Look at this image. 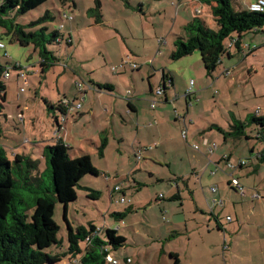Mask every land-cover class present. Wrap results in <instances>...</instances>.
Instances as JSON below:
<instances>
[{
	"label": "rangeland",
	"instance_id": "1",
	"mask_svg": "<svg viewBox=\"0 0 264 264\" xmlns=\"http://www.w3.org/2000/svg\"><path fill=\"white\" fill-rule=\"evenodd\" d=\"M246 1L251 0L240 3L244 6ZM233 6L239 9L237 2ZM205 8L202 0H49L18 17L20 23H31L49 11L54 19L47 18L31 29L48 24L52 30L63 25L61 31L72 37V45L65 40L48 45L59 62L45 76L40 73V56L32 44L22 46L0 34L5 44L0 48V63L11 72L5 79L7 101L5 115L0 116V145L9 154H14L13 150L25 151L35 159H44V145L60 139L56 132L59 127L54 128L53 112L48 110L45 98L56 103L66 95L72 100L77 82L87 86L80 114L68 115L67 130L64 127L60 135L66 130L65 142L71 145V156L90 154L99 174H87L81 179L78 197L68 205V219L75 228H89L90 223L118 228L127 243L113 249L112 254L122 264H264V240L258 231L247 226L234 239L228 232L225 237L207 202L209 191L213 194L212 185L227 191L221 194L226 206H216V212H222V223L228 213L235 219V212L248 221L256 205L228 191V174L224 170L211 172L218 162L225 168L223 155L230 154L231 161L237 163L241 157L251 155V146L261 149L264 142L256 139L250 128L248 134L253 138L225 140L213 126L228 129L232 115L245 119L257 107L264 114V29L244 33L238 48H231L233 56L223 57L224 63L209 76L199 51L178 60L170 58L176 34L186 23L201 17L216 26ZM230 42L229 39L225 43ZM249 45L259 48L247 56ZM126 57L141 66V72L119 67ZM16 63L21 68H15ZM160 63L174 78V86L167 84L169 102L150 93L149 83L152 89L159 85ZM114 66L119 67L118 73L112 69ZM226 67L231 69L230 75ZM154 69L158 72L151 80L149 74ZM25 70L27 79L20 74ZM92 78L111 80L117 88L113 92L95 91L89 87ZM191 87L195 91L193 102L185 96ZM128 88L133 90L138 114L129 111L125 96ZM183 129L188 130L187 140ZM104 137L108 143L104 155H100ZM260 169L264 172V164ZM242 173L245 172H236ZM258 178L259 173L246 175L242 182L253 183ZM118 184L122 190L113 192ZM92 190L99 192L97 198L88 196ZM122 197L125 202H120ZM232 198H240L237 208L233 207ZM127 207L132 209L123 218L112 215ZM64 210L65 205L58 201L54 219L61 226L59 238L63 240L61 249L65 250L68 224ZM252 223L255 218L249 220ZM172 253L178 255V263ZM127 256L132 262L125 261ZM64 261L69 264L68 258Z\"/></svg>",
	"mask_w": 264,
	"mask_h": 264
},
{
	"label": "trees",
	"instance_id": "2",
	"mask_svg": "<svg viewBox=\"0 0 264 264\" xmlns=\"http://www.w3.org/2000/svg\"><path fill=\"white\" fill-rule=\"evenodd\" d=\"M47 1L49 0H0V29L2 30L0 34L8 36L11 41H16L22 46L32 44L38 50L40 73L43 76L59 62L58 56L48 48V45L60 43L63 40L69 45L73 44L71 35L68 34L66 37L61 31L63 25L52 30L48 24L31 29L37 23L46 22L47 18L54 19L49 11L45 16L31 23L18 21L19 16L38 8ZM203 2L209 8L216 27L208 25L201 17H195L186 23L181 33L176 34L170 58L178 60L199 51L206 74L212 76L217 67L222 64L223 57L231 56L230 47L225 42L232 40L235 34L241 38L248 31H261L264 27V11H251L248 8L236 10L232 0H203ZM62 19H65L64 14ZM100 19L102 20L101 14L98 15V21H101ZM125 59L119 67H130L123 63ZM14 67L21 68V65L16 63ZM119 67L114 66L112 69L118 73ZM8 69L0 63V116L5 115L7 101L5 79L11 76V72L9 76H6ZM166 81L170 85L174 84L173 75L164 71L160 86L165 92L159 95L162 98L166 96L168 88ZM79 84L82 90H79ZM90 84V88L98 91H114V85L110 82L90 79ZM87 89L86 85L77 82V93L74 99L81 101L82 107ZM150 89L152 90L151 86ZM128 90L127 97L131 98L133 90L131 88ZM61 101L62 99L53 104L48 97L45 98L48 110L53 112L55 129L60 127L58 112L63 111L60 107ZM129 106L132 108L131 104ZM256 110L245 119L232 115L228 129L218 124H214L213 127L224 135L225 140L229 137L249 139V128L254 129L255 138L264 142V114H261V110L259 114H256ZM2 135L3 124L0 121V138ZM107 143V138H102L99 146L100 155H104ZM70 149L71 146L60 138L54 144L44 145L42 150L44 159H35L25 151L13 150L14 154H9L7 148L0 145V264H58L66 258L69 262H76V264H109L107 256L113 255V249L117 250L127 243V238L113 227H97L94 223H90L89 228L83 225L75 228L71 225L68 219V205L77 199V187L81 179L87 174L98 175L99 170L93 165L90 154L72 157ZM259 155L260 161L263 162L264 147ZM224 172L230 176L229 170ZM97 193L99 192L92 190L88 196L97 198ZM216 195L223 197L219 195V192ZM58 201L65 205L64 217L68 224V244L65 250L61 249L63 240L59 238L61 226L54 219ZM208 204L210 206V202ZM131 209L132 207H127L124 211L113 212L112 215L121 219ZM212 215L217 220L218 230L224 231L219 217L214 213ZM171 255L178 263V255L175 253Z\"/></svg>",
	"mask_w": 264,
	"mask_h": 264
},
{
	"label": "crops",
	"instance_id": "3",
	"mask_svg": "<svg viewBox=\"0 0 264 264\" xmlns=\"http://www.w3.org/2000/svg\"><path fill=\"white\" fill-rule=\"evenodd\" d=\"M233 1V3L234 2H237V4H238V6H239V9H244V8H248V4L249 3H247V1L244 3V6L242 5V3H240V1L241 0H232ZM254 0H251L250 1V3L251 2H253ZM202 2H203V0H202ZM204 3V2H203ZM205 4V3H204ZM205 6H206V8H205V13H207V11H208V13L210 14V12H209V8H207V5L205 4ZM236 9V8H235ZM239 9H236V10H239ZM210 15H212V14H210ZM212 18H213V16H212ZM204 19V18H203ZM205 20V19H204ZM214 20V19H213ZM205 22L208 24V25H210L209 23H208V21L207 20H205ZM214 23V25H216V23H215V21L213 22ZM211 26V25H210ZM216 27V26H215ZM263 29L264 28H262V30L261 31H263ZM238 36V37H237ZM237 37V38H236ZM234 39L236 40L235 41V43H234V45H237V48H238V46H239V43H241V39H242V37L240 38L239 37V35H234ZM159 42V41H158ZM238 42V43H237ZM159 44H161L160 42H159ZM249 48H248V50L246 51V54L245 55H247V56H249V55H251V54H253V53H255V50H257L258 48H259V46H254V47H250V45L248 46ZM242 50V49H241ZM230 51H231V56H227L228 58H231L232 56H233V54H234V51L232 50V49H230ZM162 51L161 50H158V53H161ZM243 52V51H242ZM224 60L225 59H223V62H222V64L224 63ZM154 61L155 60H152V65L154 64ZM161 65H160V67H158V71L160 72V75H159V81H158V84L160 85L162 82H163V73H164V71L165 72H167L166 71V66L163 64V63H160ZM154 67V66H153ZM156 69H154V71H152L150 74H149V78L152 80V79H154L155 77H156V72H158ZM227 70H229L230 71V73H228V75H230L232 72H231V69L230 68H227L226 67V71ZM137 72H141V66L139 67V69H137ZM91 80H94V81H99V82H110L111 84H113V82L111 81V80H109V81H100V79H98V80H95L94 78H92ZM151 80H150V82H151ZM150 84V86L152 87V85H151V83H149ZM168 84V81H166V85ZM170 84V83H169ZM114 85V84H113ZM158 85V86H159ZM171 86H174V84L173 85H171ZM117 87L114 85V90L116 89ZM157 88V87H156ZM155 88V89H156ZM129 89V88H128ZM127 89V90H128ZM155 89H150V93H154V94H156L155 93ZM93 90H95V89H93ZM127 90L125 91V96H126V98H127V102H128V108H129V111L131 112V113H136V114H138L139 113V109H138V103H136L135 102V100L133 99V97H131V98H128L127 97ZM95 91H98V90H95ZM168 91H169V87L166 89V96L163 98V101L164 102H169L170 100H169V94H168ZM108 92H110V91H108ZM87 93V92H86ZM195 94V91L193 92V96L191 95V97H186V99H187V101H190V102H193V97L195 96L194 95ZM66 96V95H65ZM53 104H55L53 101H51ZM57 103V102H56ZM129 104H131V106H132V108L129 106ZM150 106H152V103L150 104ZM93 111V110H92ZM77 114H80V112L79 113H77ZM178 117V116H177ZM65 129L67 130V127H66V125H65ZM64 129H62L58 134H59V137L65 142L66 141V139H67V131L65 130L64 131V133H63V135L61 136L60 135V133L63 131ZM183 131V130H182ZM55 132V131H54ZM55 135V134H54ZM248 136H250L249 138H253V136L254 135H248ZM206 141L207 142H209V140H207L206 139ZM43 145V144H42ZM71 146V145H70ZM262 150V148L261 149H256L254 146H251V155L249 156V157H246V158H250L252 161L248 164V165H246V166H243V167H240V168H238L237 170H236V172L237 171H241V172H245V173H242L241 175H237L241 180H242V177H244V176H246V175H254L255 173H259V178H258V180H255L253 183H249V182H247V183H245L244 181H243V183L244 184H246L248 187H249V189H251V190H253V189H257V190H259V192L264 196V172L260 169V166L262 165V164H264V161L263 162H261L260 161V155H259V152ZM259 155V156H258ZM224 156V155H223ZM228 156H230V154H228ZM222 156H220V158H221ZM223 158V157H222ZM221 158V159H222ZM242 158V157H241ZM219 163V162H218ZM245 168H247V170H245ZM259 169H260V172H259ZM219 170H217V172H218ZM235 172V173H236ZM262 173V174H261ZM261 174V175H260ZM228 180H229V175H228ZM226 188H228V191H230L232 194H234V195H237L238 197H241V198H248V199H250V200H252V201H254L255 202V208L254 209H252L250 212V216L251 217H249V219H248V221H243V217L241 218L240 216H239V214L237 213V212H235V214H236V218L234 219L233 218V220L232 221H227L226 220V218H225V220L223 221V223L220 221V224H221V226H222V228H223V230H224V232H225V237L227 236L226 235V233L228 232L229 234H231V236H232V238L234 239V237H237V236H239V233L240 232H242V230L241 229H246L247 228V226L249 227V226H253L254 227V229H256L257 231H258V233H259V236H260V239H263L264 240V200H262V199H259V200H254L249 194L247 195V196H240L238 193H236L230 186H229V184H228V181H227V186H226ZM251 190H249V191H251ZM211 191H209V193L207 194V202H209V200H210V195L212 194V193H210ZM218 192H219V195H224L225 194V192H227V191H224V190H222V189H220V186H218ZM221 195V196H222ZM213 195H211V197H212ZM193 197H195L194 195H193ZM233 199V198H232ZM240 198H235V200L233 199V201H232V205H233V207L234 208H237V204L239 203V200ZM226 206V205H225ZM224 206V207H225ZM223 207V208H224ZM200 211H202V212H205V210L204 209H199ZM209 210V209H208ZM209 212V211H208ZM214 213L216 216H218L219 218H221L220 216L222 215V212L221 213H219V212H216V207H214V209H213V211L212 210H210V214H212V213ZM228 215H232V214H230V213H228L227 214V216ZM213 216V215H212ZM253 218H255V223H252V224H249V220H252ZM235 221V222H234ZM248 229H250V230H252L251 229V227H249ZM247 229V230H248ZM227 239V238H226ZM229 243H230V245L232 244V239L229 241ZM126 258H130V257H126ZM64 261V260H63ZM66 261H64V263H62V264H66L65 263ZM132 262V261H131Z\"/></svg>",
	"mask_w": 264,
	"mask_h": 264
},
{
	"label": "built area",
	"instance_id": "4",
	"mask_svg": "<svg viewBox=\"0 0 264 264\" xmlns=\"http://www.w3.org/2000/svg\"><path fill=\"white\" fill-rule=\"evenodd\" d=\"M248 8L251 11H264V0H254L253 2H251L248 5ZM197 11H198V13H201L202 9L198 8ZM69 18L71 19L72 16H70ZM235 41H236L235 39H232L231 42L228 44L230 49L234 46ZM159 42H161V39L159 40ZM0 47H4V44L2 42H0ZM124 62H125V64H128L131 68H134V69L139 68V65L137 63L131 61L130 57H126V59L123 61V63ZM8 70L6 71V76H9L10 71H8ZM226 73L228 74V73H230V71L227 70ZM20 74L25 79L28 78L26 70L25 71H21ZM192 84H193V81H191V86H192ZM79 88H80L79 90H82L81 84H79ZM154 91H155V93L158 96L159 95H163V93L165 92L164 88L162 86H160V85L157 86V88ZM128 92H130V90H128ZM193 92H194V90L191 87L190 89H188L185 92V96L191 97ZM154 106H155V104L152 103V107H154ZM60 107H61V111H62V109H63V111L60 112V115L58 114L59 115L60 127L56 131L57 133H59L62 129H64L66 121L68 120V115L70 113L76 112L77 109H80L82 107V103H81V101H76L75 99L71 100V99H68L66 97V98L62 99ZM259 111H260V108L258 107L257 110H256V114H259L260 113ZM182 134H183V137L185 139H188V130L187 129H183ZM195 148H198V146L196 145ZM213 149H214L213 147H210V151H213ZM137 158L140 159L141 155L138 154ZM222 161L225 163V168H227V170L230 171L229 186L236 193H238L240 196H247L249 194L253 199H262V200H264V196L259 192V190H257V189H253V190L249 189V187L246 184H244L242 182V180L235 173L238 168L246 166V165H248L250 163V159L249 158L242 157V158H240L238 160L237 163H234V162L231 161V159L229 157H227V155H224L223 158H222ZM216 164H217L218 167L214 171L211 172L212 174L216 173L217 170H219V169H222V170L225 171V168L221 167L220 163H216ZM121 190H122V187H121V185L118 184V185H116L114 187L113 192L121 191ZM211 190L214 193V195L209 200L210 208L212 209V208H214L216 206L224 207L225 204H226L225 198L219 197V196L216 195V193L218 192V186L217 185H212L211 186ZM249 190H251V191H249ZM125 201H126V199L122 197L120 202H125ZM226 220L227 221H232L233 217H231V215H228L226 217ZM116 229H118V228H116ZM126 261L130 263L131 259L127 258ZM107 262L109 264H120V261L116 257H114L113 255H108L107 256ZM69 264H76V262H69Z\"/></svg>",
	"mask_w": 264,
	"mask_h": 264
},
{
	"label": "clouds",
	"instance_id": "5",
	"mask_svg": "<svg viewBox=\"0 0 264 264\" xmlns=\"http://www.w3.org/2000/svg\"><path fill=\"white\" fill-rule=\"evenodd\" d=\"M249 4H250V3H249ZM249 4H248V5H249ZM248 9H249V8H248ZM235 35H236V34H235ZM233 39H234V38H233ZM159 40H160V39H159ZM139 67H140V66H139Z\"/></svg>",
	"mask_w": 264,
	"mask_h": 264
}]
</instances>
